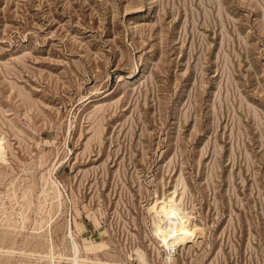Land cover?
I'll return each instance as SVG.
<instances>
[{
    "label": "rangeland",
    "instance_id": "obj_1",
    "mask_svg": "<svg viewBox=\"0 0 264 264\" xmlns=\"http://www.w3.org/2000/svg\"><path fill=\"white\" fill-rule=\"evenodd\" d=\"M3 263L264 264V0H0Z\"/></svg>",
    "mask_w": 264,
    "mask_h": 264
},
{
    "label": "bare ground",
    "instance_id": "obj_2",
    "mask_svg": "<svg viewBox=\"0 0 264 264\" xmlns=\"http://www.w3.org/2000/svg\"><path fill=\"white\" fill-rule=\"evenodd\" d=\"M168 203H169L170 207L167 206V207H161V208H162V210L165 213L164 214L165 217L170 219V223L171 224H169L166 228H164V226H163V228H162V226L161 227H157V232H158V235L161 237V239L165 242V245L168 248H173L175 246V244H179V243H182L184 241L186 229L184 228V224H182V223L179 224V225H177V224L175 225L174 224V220H175L174 217H176L178 215L176 213L180 212L179 211L180 209L177 210V212H176V208L171 207L172 204H170V202H168ZM5 254L6 255L7 254L12 255L11 252H6ZM5 254H2V255L4 256Z\"/></svg>",
    "mask_w": 264,
    "mask_h": 264
}]
</instances>
